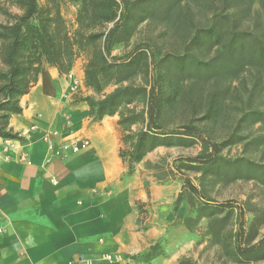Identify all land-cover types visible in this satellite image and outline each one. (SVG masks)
<instances>
[{"label":"rangeland","instance_id":"1","mask_svg":"<svg viewBox=\"0 0 264 264\" xmlns=\"http://www.w3.org/2000/svg\"><path fill=\"white\" fill-rule=\"evenodd\" d=\"M262 1L252 0L249 8H235L242 26L253 27L255 20H263ZM38 2L53 14L58 10L70 36L81 41L75 47L77 57L71 68L82 76L81 86L75 87L74 100L97 99L125 85L148 89L150 74L143 62L134 70L123 72L120 81L116 77L108 80L98 92L86 85L85 66L90 61L100 66V34L113 23L105 21L108 9L100 0ZM0 3L8 8L10 15L21 13L12 0H0ZM221 7V0H180L167 10L133 23L127 40L113 45L111 55L124 56L140 45L159 56L166 52L181 54L188 48L199 59L208 60L220 52V47L194 48L191 38L197 29L210 25ZM7 17L1 12L0 22ZM159 82L164 94L160 112L164 130L193 124L208 141L220 145L219 155L264 164V121L248 116L253 111L264 112V69L246 65L236 72L208 79L171 72ZM143 97L142 93L134 102L123 104L120 113L128 115L130 111L143 110ZM116 115L120 147L126 152L129 141L122 136L128 131L119 124L120 115ZM143 127L141 121L130 124L133 132ZM202 151L199 141L187 146L159 145L133 163L132 168L121 158L124 176L133 178L146 195L145 200L134 203L140 213V229L152 228L156 235L151 238L150 246L136 256L141 261L154 259V264H264V184L245 175L233 177L225 169L187 160ZM182 175L198 188L197 194L189 192ZM225 201H230L232 207L220 208L219 203ZM206 205L215 207L216 211L211 213ZM250 246H256V250H244L246 253L242 254Z\"/></svg>","mask_w":264,"mask_h":264},{"label":"crops","instance_id":"2","mask_svg":"<svg viewBox=\"0 0 264 264\" xmlns=\"http://www.w3.org/2000/svg\"><path fill=\"white\" fill-rule=\"evenodd\" d=\"M75 82L79 73L46 65L8 116L18 137L7 138L11 159L0 164V264H154L136 256L156 235L140 229L134 203L146 195L123 174L117 115L92 120L88 104L74 101ZM47 131L56 132L52 152ZM82 138L84 149L60 148Z\"/></svg>","mask_w":264,"mask_h":264},{"label":"trees","instance_id":"3","mask_svg":"<svg viewBox=\"0 0 264 264\" xmlns=\"http://www.w3.org/2000/svg\"><path fill=\"white\" fill-rule=\"evenodd\" d=\"M21 13L10 15L8 8L1 5L0 13L8 17L0 22V136L17 138L7 128V119L11 113L21 112L19 99L35 84L39 72L46 65L55 66L60 73H68L77 57L76 46L81 45L77 37L70 36L69 31L58 10L55 13L46 11L38 0H12ZM83 2L85 0H82ZM180 0H100L106 6L105 21L112 25L102 36L99 52L100 66L93 61L84 69L85 83L95 91H100L108 80L124 78L123 72L132 71L144 63L145 71L150 74L148 89L142 86L125 85L114 88L108 94L97 99L84 97L89 107V116L97 121L106 115L119 114V124L128 133L123 135L129 141L126 152L120 147L119 156L132 168L148 151L159 145H191L201 142L203 151L187 160L192 163L225 169L227 174L235 177L246 176L264 184V164L239 158L231 160L219 155L220 145L203 137L202 132L193 124H182L164 130L161 126L160 112L163 100L161 80L172 73L190 76L196 79H208L212 76L236 72L246 65L264 69V18L255 20L253 27L242 26L235 8H249L252 0H221V9L214 14L210 25L199 28L192 36L194 48L218 45L220 52L208 60H201L188 48L181 54L166 52L159 56L152 50L140 45L134 46L124 56H112L113 45L126 41L132 24L154 15L163 9L167 10ZM264 12V0L261 2ZM230 9V12L227 10ZM226 10V13H222ZM260 26V29L258 28ZM96 38V35H91ZM112 69V71H110ZM143 93L144 109L138 113L130 111L120 113L123 104L134 102ZM248 116L264 121V112L253 111ZM141 121L144 127L133 132L130 124ZM184 185L192 194L198 188L182 175ZM209 207L211 213L215 207ZM219 207L231 208V202L219 203ZM254 251L256 246L242 250Z\"/></svg>","mask_w":264,"mask_h":264},{"label":"built area","instance_id":"4","mask_svg":"<svg viewBox=\"0 0 264 264\" xmlns=\"http://www.w3.org/2000/svg\"><path fill=\"white\" fill-rule=\"evenodd\" d=\"M77 85V82H75V87ZM56 132H44L43 135H42V138L47 142V145H48V150L50 152H52L54 150V143H53V140L50 138V135L51 134H55ZM9 140L7 138H4L2 136H0V164L3 163V162H7L11 159V146L8 142ZM90 144V141L89 139L87 138H82V139H75L71 142L69 141H63L61 143V146L60 148L62 150H68V149H71L72 151L74 152H77L81 149H84L86 147H88ZM24 157L21 155L20 156V159H23ZM29 163V161H27ZM1 231V229H0ZM108 259L111 258V255H107L106 256ZM79 261L81 262H84L86 261L85 257L83 256H79L78 258ZM68 264H74V261L70 260L68 262Z\"/></svg>","mask_w":264,"mask_h":264}]
</instances>
